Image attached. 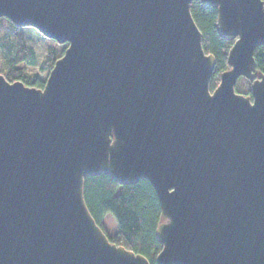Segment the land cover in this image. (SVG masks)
Masks as SVG:
<instances>
[{"label":"water","instance_id":"obj_1","mask_svg":"<svg viewBox=\"0 0 264 264\" xmlns=\"http://www.w3.org/2000/svg\"><path fill=\"white\" fill-rule=\"evenodd\" d=\"M201 1L235 39L213 90L192 0H0L67 44L43 88L0 73V264H151L91 214L102 171L152 184L157 264H264V1Z\"/></svg>","mask_w":264,"mask_h":264},{"label":"trees","instance_id":"obj_2","mask_svg":"<svg viewBox=\"0 0 264 264\" xmlns=\"http://www.w3.org/2000/svg\"><path fill=\"white\" fill-rule=\"evenodd\" d=\"M191 13L203 34V45L206 51L213 53L216 58L210 84L213 90L220 81L221 73L229 67L228 52L235 39L221 34L217 24L216 5L205 6L201 0H192ZM9 27L10 32L7 29ZM22 29L23 27L17 26L9 18L0 17V47L8 54L15 48L6 68L0 73L4 74L9 81L21 79L27 85L43 88L45 80L40 79L37 73H25L19 66L23 61L33 62L35 57L34 49L25 42ZM54 53L53 49L47 54L48 60L53 64L61 56L56 57ZM254 56L256 59L254 74L258 77L264 74V45L256 47ZM251 84L252 80L241 76L237 80L236 91L250 95ZM84 194L91 214L103 229V218L107 214L115 217L118 231L111 236L104 229L111 241L142 253L149 258L151 264H157L156 256L163 246L156 236V228L161 221V210L157 194L147 179L141 178L135 182L121 183L109 172L102 171L85 177Z\"/></svg>","mask_w":264,"mask_h":264},{"label":"rangeland","instance_id":"obj_3","mask_svg":"<svg viewBox=\"0 0 264 264\" xmlns=\"http://www.w3.org/2000/svg\"><path fill=\"white\" fill-rule=\"evenodd\" d=\"M7 29L10 32L11 28L9 27ZM22 33L26 44L34 49L35 57L33 62H30L29 60L23 61L19 64V66L23 68V71L25 73H37L40 79L42 78L46 81L50 70L53 67V63L48 60L47 54L50 50L54 49V54L56 57H58L64 53L67 44H59L56 40L43 35L38 29L33 26L23 27ZM14 52L15 48H13L8 54L7 51L0 47V72L6 68L7 62L9 58L14 54ZM102 222L104 229L109 235L112 236L118 231V224L113 215L107 214L103 218Z\"/></svg>","mask_w":264,"mask_h":264}]
</instances>
